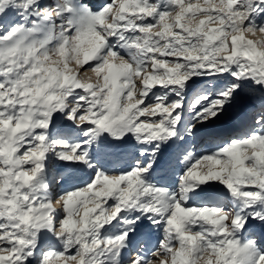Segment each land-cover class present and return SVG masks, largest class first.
<instances>
[{"label":"snow or ice","instance_id":"1","mask_svg":"<svg viewBox=\"0 0 264 264\" xmlns=\"http://www.w3.org/2000/svg\"><path fill=\"white\" fill-rule=\"evenodd\" d=\"M0 264H264V0H0Z\"/></svg>","mask_w":264,"mask_h":264}]
</instances>
